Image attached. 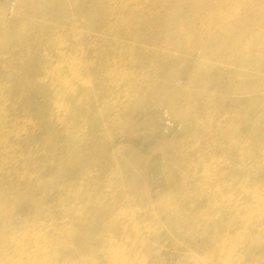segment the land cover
<instances>
[{
    "label": "rangeland",
    "instance_id": "obj_1",
    "mask_svg": "<svg viewBox=\"0 0 264 264\" xmlns=\"http://www.w3.org/2000/svg\"><path fill=\"white\" fill-rule=\"evenodd\" d=\"M122 2L86 0L73 13L81 17L70 29L65 0H0V82L10 87L11 95L0 115L5 113L7 121L19 116L26 127V131L6 130L7 148L15 149L0 169V264H18L19 259L22 264H264V0H236L222 20L216 17L213 45L210 36L197 31L202 13L196 11L216 10L207 0H174L166 11L144 4L139 13L134 9L142 0L124 6ZM30 10L36 19L30 20ZM44 15L58 17L49 20ZM182 26L195 35V48L190 51L180 49L186 35L175 37ZM63 28L67 42L69 32L81 33L77 45L84 47L86 69L94 76L93 88L82 90L90 117L84 129L76 126L70 138L64 135L66 126L49 117L45 89L32 84L18 87L30 78L31 58L38 61L44 50L53 48L41 41L30 49L27 44L35 35L49 36L51 30L57 34ZM167 37L178 43L165 49L159 44ZM117 44L125 46L123 62L132 68V78L116 95L105 88L104 71ZM152 61L158 63L157 70L150 66ZM255 71L263 73V79L255 80ZM242 73L248 78L241 79ZM182 96L187 98L184 102ZM250 157L253 162L248 163ZM247 177L254 183L245 185ZM171 203L175 207H169ZM216 203L224 205L223 212L214 211ZM184 210L202 211L204 221L199 222L205 227L193 225ZM248 220L252 243L246 251L241 244L229 246L227 233L234 234ZM207 236L213 238L208 242ZM226 249L229 253L239 249V256L234 258Z\"/></svg>",
    "mask_w": 264,
    "mask_h": 264
},
{
    "label": "bare ground",
    "instance_id": "obj_2",
    "mask_svg": "<svg viewBox=\"0 0 264 264\" xmlns=\"http://www.w3.org/2000/svg\"><path fill=\"white\" fill-rule=\"evenodd\" d=\"M66 1V8L64 9V12H65V17H66V19L69 21V22H71L72 23V25L71 24H68L67 23V27L68 28H70V29H73V26H75L76 25V23H77V21H78V17H81L80 15H78V13L77 14H73V13H76V12H78L79 10L77 9V7H79V5H81V4H85V2H86V0H84L83 2H82V0H65ZM113 1V0H112ZM122 1H124V2H122V5L124 6V4L123 3H125V4H128V3H130L131 2V0H122ZM132 1H134V0H132ZM143 2H139V4H140V7H136L135 9H134V11H136L137 13H139V12H141V10H142V8H143V5L144 4H151L150 6L151 7H153V8H155V10H159V11H166V10H168V9H170L171 7H172V5H173V3H174V0H153V2H151V1H149V0H142ZM137 2V1H136ZM207 2L210 4V5H212L213 6V9L215 8L216 10H211L210 12H206L205 10L206 9H204V10H197L196 11V13L198 14V13H202L201 14V16H199V17H201L202 18V23L200 24V22H199V25L198 26H200L199 27V29L197 30L198 32H204V33H206L207 34V36H208V38H209V36H210V39L208 40V42H209V44H211V45H213L214 44V42H215V40H216V38H215V33H214V30H213V27H215L214 26V20L216 19V17H220V19L222 20L223 19V15H225L227 12H229L230 11V9L232 8V7H234L235 6V2H236V0H207ZM133 6H134V3L132 4ZM136 6H138V5H136ZM132 7V6H131ZM119 8V7H118ZM123 8V7H122ZM218 8H219V11H218ZM112 10V9H111ZM128 10V9H127ZM154 10V11H155ZM206 14V16H204ZM115 15H117V13L115 14ZM45 16V19H49V20H52L53 18H56V17H58L57 15H44ZM143 16V15H142ZM113 17H114V14H113ZM29 18H30V20L31 19H36V14H35V11H29ZM123 18H126V17H123ZM121 22L123 21V20H120ZM119 21V22H120ZM128 21H130V19L128 20ZM183 21H185V18H184V20ZM136 22H138L137 20H136ZM123 23H124V21H123ZM122 23V24H123ZM119 24H121V23H119ZM125 24V23H124ZM123 24V25H124ZM129 24V23H128ZM184 24L186 25V23L184 22ZM133 26V25H132ZM192 26H194V25H192ZM197 26V25H196ZM124 27V26H123ZM126 27H129V26H127L126 25ZM125 27V28H126ZM65 28V27H64ZM62 29V30H60L57 34H55V31H52L51 30V33L49 34V36H47V35H44V36H42V34L41 35H35V38H34V41H33V43L32 44H27V48L28 49H30L31 48V46H34V43H36V42H38V41H41L42 42V45L45 47V46H47V44L49 43L50 45H52L51 47H53V48H51V49H49V51H46V50H44L43 51V53L40 55V58H39V60L37 61L36 59H33V58H31V60H30V64H32V68H30V70H28V72L29 73H31L30 74V78H28V79H26V80H23V81H21L20 83H19V85H18V87L20 88V89H22V88H24L25 86H30V85H28V84H32V86H34V88H37V90H40V89H45V92L47 93V97H46V100H48V104H49V111H50V113L48 114L49 115V117H51V119L53 120H55L54 122H56L57 124L58 123H61L62 125H64V126H66L65 127V137H67V138H70L71 136H73V131L74 130H76V126L77 127H79V130L80 129H84V126H85V122H86V120H87V118H88V116H89V109H87L88 107L86 106V102H87V97H86V94H85V91H82V90H87V89H92L93 88V86H94V83L91 81L93 78H94V76L92 75V74H90L88 71H87V69H86V67H87V63H88V61H87V58H86V56H85V49H84V47H82V46H80V45H77V41H78V39H79V35L81 34L78 30L76 31V29L72 32H69V35H70V42H67V40H66V38H65V36L64 35H66V37H67V34L68 33H66L65 32V29ZM193 28V27H192ZM110 29V28H109ZM123 30V29H122ZM110 31V30H109ZM188 31V28H186V26H182V27H180L179 28V30H175V37H177V38H180V37H182L183 35H186V37H184L183 38V41H181V47H180V49L181 48H184V50L185 51H190V50H192V48L194 49L195 48V39H192L195 35H191L189 32H187ZM196 32V31H195ZM201 34H203V33H201ZM248 34V33H247ZM260 34V33H259ZM174 35V34H173ZM173 35H170V36H172L173 37ZM223 35V34H222ZM221 35V36H222ZM221 36L219 37L220 39H221ZM64 40H63V39ZM246 38H248L247 36L243 39V41H245L246 40ZM174 39L173 38H169V37H167V39H165V41H163L164 43H162V42H160V44L159 45H161V46H163L165 49H168L171 45H176L178 42H177V40H175V41H173ZM210 40H214V41H212V42H210ZM127 41V40H126ZM115 42V41H114ZM130 42V41H129ZM70 43H73V45L72 44H70ZM93 43V42H92ZM119 43V42H118ZM120 43H122L121 41H120ZM151 43V45H154L155 44V42H150ZM92 45V44H91ZM115 45V44H114ZM118 45V44H117ZM129 45V44H128ZM130 45H131V43H130ZM40 46V45H39ZM108 46V45H107ZM145 46V45H144ZM107 48V47H106ZM145 48V47H144ZM109 49H110V47H109ZM131 49V48H130ZM146 49V48H145ZM161 49V48H160ZM124 51H125V46L124 45H118V48H117V50H113V53H112V57H109L108 59H109V61H107V63H106V67H105V76H106V89H108V92H111V94H113V93H115L116 95L117 94H120L121 93V88L123 87L122 85L123 84H125L128 80H130L131 78H132V68L131 69H129L127 66H128V61H127V66L126 65H124V62H123V60H124V56L122 55L123 53H124ZM52 52H54V55H56V57H55V59L53 58V55L51 56V53ZM95 52V51H94ZM128 52V55H129V52L130 51H127ZM94 54V53H93ZM131 54V53H130ZM105 56V55H104ZM105 57H107V56H105ZM132 57V55L130 56V58ZM89 60V59H88ZM92 59H90V61H91ZM104 60L106 61V59L104 58ZM134 60V59H133ZM90 61H89V63H90ZM131 61V60H130ZM33 62H34V64H33ZM133 63H134V61H133ZM151 63V62H150ZM91 64V63H90ZM154 66V68H155V70H157L158 69V67H159V65H158V63L156 62V64H155V61H152V63L150 64V66ZM152 66V67H153ZM242 69V68H241ZM246 69V68H245ZM244 71H246V70H244ZM28 72H26V73H28ZM25 73V74H26ZM262 75H263V73L261 74L260 72H258V71H255L254 73H253V76H254V78H255V80H261V79H263V77H262ZM241 76V79H247L248 78V76H243V73H242V75H240ZM41 85H43L44 87H42L41 88ZM130 87V86H129ZM7 84H3V83H1L0 82V113H1V111L6 107L5 106V103H6V101H9V100H11V95H10V87H8L7 89ZM4 89H6V92H4L3 93V90ZM127 89V88H126ZM82 91V92H81ZM123 91H125V90H123ZM131 92H134V90L133 91H131ZM125 93V92H124ZM135 93V92H134ZM125 95H126V93H125ZM131 95V94H130ZM130 95H129V97H130ZM109 96H111V95H109ZM127 96V95H126ZM114 97V96H113ZM115 97H117V96H115ZM128 97V98H129ZM183 97V98H182ZM181 97V101L182 102H184L187 98L186 97H184V96H182ZM127 98V97H126ZM131 98V97H130ZM189 98H191V96H188V99ZM116 99V98H115ZM121 99V98H120ZM123 99V98H122ZM131 99H133V102H134V97H132ZM113 100V99H112ZM111 103V102H110ZM117 103V102H116ZM119 104H120V102H119ZM177 103H175L174 105H176ZM116 108V107H115ZM114 108V109H115ZM5 112H6V108H5ZM80 112V113H79ZM116 112V111H115ZM12 113V112H11ZM22 114V113H21ZM51 114V115H50ZM116 115H117V113H115ZM232 114V113H231ZM15 116V115H14ZM23 116V115H22ZM114 116V115H113ZM113 116L111 117V118H113ZM90 117V116H89ZM115 117V116H114ZM198 117H200V115H198ZM7 119V115L4 113L3 114V116H1L0 115V140H1V144L2 145H0V159H5V161H0V169H3V167H4V165L6 164V159H7V157H12L13 158V154H14V147H12L11 148V150H8V146L9 145H7V141H6V138H7V136H8V134H6V130H8V132H11V131H13V132H17L16 131V129H18V130H20V131H26V127L25 126H23V124L21 125L20 123H19V121H20V117L18 116V118L16 119V120H13V121H7L6 120ZM201 120V119H200ZM88 121H89V119H88ZM19 123V124H18ZM215 124V123H214ZM227 126V125H226ZM16 128V129H15ZM105 130V129H104ZM203 131V130H202ZM14 136V135H13ZM16 136V135H15ZM203 137V136H202ZM205 137V136H204ZM3 138V139H2ZM211 140V139H210ZM209 140V141H210ZM231 140H234L233 139V137L231 138ZM242 140V138L241 139H237V141H241ZM205 141V140H204ZM197 143V142H196ZM196 143H194V144H196ZM244 144H245V142H244ZM220 145V144H219ZM208 146V145H207ZM206 146V147H207ZM210 148V147H209ZM208 147H207V149H209ZM117 150V149H116ZM206 152V151H205ZM13 153V154H12ZM206 154V153H205ZM208 154V153H207ZM212 154V153H211ZM210 154V155H211ZM203 155V154H202ZM217 156H218V154H217ZM199 157H201V156H199ZM207 157H208V155H207ZM211 157L213 158V156L211 155ZM210 157V158H211ZM216 157V156H215ZM238 157H240V156H238ZM217 158V157H216ZM221 158V157H220ZM264 158V157H263ZM253 158L252 157H250L249 158V160H248V163H251V162H253V160H252ZM197 160V159H196ZM218 160V159H217ZM220 160V159H219ZM112 161H113V159H112ZM210 161V160H209ZM226 161V160H225ZM263 161V160H262ZM218 162V161H217ZM222 163L224 162V161H221ZM241 162V161H240ZM208 163V162H207ZM115 164V163H114ZM113 164V165H114ZM201 164V163H200ZM213 164V163H212ZM218 164V163H217ZM197 164L195 163V166H196ZM203 165V164H202ZM206 165V164H205ZM224 165V164H223ZM166 166V165H165ZM195 166H194V168H195ZM212 166V165H211ZM221 166V165H220ZM229 166V165H228ZM109 168V167H108ZM166 168V167H165ZM168 168H166V170H167ZM203 169V168H202ZM205 169V168H204ZM210 170V169H209ZM208 170V171H209ZM215 170V169H214ZM180 172H181V170H180ZM203 172H205V171H203ZM203 172H201V174L203 173ZM222 172V171H221ZM195 173V172H194ZM206 173H207V169H206ZM205 173V174H206ZM210 173V172H209ZM212 173H214V171H212ZM34 174V173H33ZM32 175V174H31ZM207 175H208V173H207ZM214 175V174H213ZM212 175V176H213ZM182 176V175H181ZM199 176V175H198ZM204 176V175H203ZM10 177V176H9ZM180 177V176H179ZM206 177V175L204 176V178ZM210 177H211V174L209 175V179H210ZM21 178V177H20ZM173 179H174V177H172ZM191 178V177H190ZM203 178V177H202ZM214 178H215V176H214ZM213 177H211V179L210 180H213L214 179ZM236 178V176L234 177V179ZM240 178V177H239ZM172 179V180H173ZM186 179V178H185ZM208 179V178H207ZM252 178H250V177H247L246 178V180H245V185L247 184V185H251L252 183H254V181H252L251 180ZM167 181H168V179H166ZM171 180V181H172ZM203 180V179H202ZM231 180V179H230ZM166 181V182H167ZM169 181H170V179H169ZM191 181V180H190ZM192 181H195V180H192ZM198 181V180H197ZM199 181H200V179H199ZM220 181V180H219ZM232 181V180H231ZM252 181V182H251ZM189 182V181H188ZM214 182V181H213ZM216 182H217V180H216ZM215 182V183H216ZM241 182V181H240ZM247 182V183H246ZM173 183V182H172ZM191 183V182H190ZM204 183V181L202 182V184ZM206 183H210V181L208 182H206ZM228 183H229V181H228ZM249 183V184H248ZM110 184V183H109ZM192 184H194V183H192ZM173 185H175V184H173ZM186 185H188V183L186 184ZM197 185V184H196ZM211 184H209V186H210ZM217 185V184H216ZM185 186V185H184ZM199 185H197V187H198ZM202 186V185H201ZM208 186V187H209ZM263 186H264V184H263ZM191 187H193L192 185L190 186V188ZM203 187V186H202ZM205 187H206V185H205ZM216 187V186H215ZM255 187V186H254ZM185 188H188V187H185ZM247 188V187H246ZM206 188H204V190H205ZM217 189H219V188H217ZM240 189H242V188H240ZM193 190V189H192ZM201 190V189H200ZM199 190V191H200ZM203 190V191H204ZM207 190H208V188H207ZM211 190V192H212V188L210 189ZM243 190H244V186H243ZM254 190V189H253ZM195 191H197V193H198V190H195ZM245 191V190H244ZM85 192V191H84ZM83 192V193H84ZM189 192V191H188ZM77 193H78V191H77ZM89 193V192H88ZM197 193H195V194H197ZM205 193V192H204ZM125 194V193H124ZM168 194V193H167ZM173 194V193H172ZM171 194V195H172ZM185 194H187L188 195V193L186 192ZM185 194H183L184 196H185ZM191 194L192 193H190V196H191ZM203 194V193H202ZM206 194V193H205ZM205 194H204V196H205ZM126 195V194H125ZM170 195V193H169V196L170 197H172ZM181 195V194H180ZM198 195V194H197ZM207 195V194H206ZM259 195V194H258ZM74 196H76L75 194H74ZM193 196V195H192ZM214 196V195H213ZM212 196V197H213ZM230 196H232L231 194H230ZM239 196V195H238ZM252 196V195H251ZM263 196V195H262ZM60 197H62V196H60ZM125 197V196H124ZM182 197V196H181ZM186 197V196H185ZM196 197H198V196H196ZM201 197V196H200ZM202 197H203V195H202ZM211 197V200L210 201H212V199H214V198H212ZM255 197V196H254ZM67 198H68V196H67ZM102 198V197H101ZM113 198V197H112ZM187 198H189V197H187ZM204 198H206V197H204ZM257 198V197H256ZM261 198V197H260ZM263 198V197H262ZM262 198H261V201H262ZM167 199H168V196H167ZM173 199V198H172ZM191 199V198H190ZM193 197H192V203L194 202L193 201ZM198 199H199V197H198ZM222 199V198H221ZM100 200V199H99ZM115 200V199H114ZM113 200V201H114ZM206 200V199H205ZM209 200V199H208ZM207 200V201H208ZM215 200V199H214ZM59 201V200H58ZM63 201V200H62ZM69 201V200H68ZM80 201V200H79ZM102 201V200H101ZM100 201V202H101ZM120 201V200H119ZM167 201V200H166ZM165 201V202H166ZM206 201V202H207ZM209 201V202H210ZM221 201V200H220ZM226 201H228V200H226ZM256 201V200H255ZM65 202V205H66V201H64ZM187 202H189V201H187ZM197 202H199V201H197ZM217 202H218V200H217ZM68 203V202H67ZM151 202L149 201V204H150ZM167 203V202H166ZM190 203H191V200H190ZM191 203V204H192ZM224 203V202H223ZM236 203V202H235ZM255 203H257V202H254L253 204H255ZM174 204V203H173ZM185 204V203H184ZM211 204V203H210ZM213 204V203H212ZM227 204V203H226ZM73 205V204H72ZM146 205V204H145ZM172 205V203L171 204H169V207ZM186 205H187V203H186ZM201 205V207H202V204H200ZM217 205V206H216ZM251 205V204H250ZM256 205V204H255ZM58 206H60L59 205V203H58ZM128 206V205H127ZM137 206V205H136ZM168 205H166V207H167ZM183 206V205H182ZM188 206H191V207H193L194 208V206L193 205H188ZM212 206V205H211ZM210 206V207H211ZM215 208H214V211H215V209L217 210V208L219 209V210H221V212H223V210H224V205L221 203V204H215ZM239 206V205H238ZM257 206V205H256ZM120 207V206H119ZM138 207V206H137ZM144 207V206H143ZM151 207V206H150ZM168 207V208H169ZM173 207H175V206H173L172 205V208ZM186 206H183V208H185ZM200 207V208H201ZM209 207V208H210ZM130 208V207H129ZM222 208V209H221ZM259 208V207H258ZM60 209H62L63 211L64 210H66V206H64L63 205V202L61 203V206H60ZM119 209H121V208H119ZM135 209H136V207H135ZM199 209V208H198ZM203 209V208H202ZM201 209V210H202ZM226 209V208H225ZM80 210V209H79ZM124 210V209H123ZM130 210V209H129ZM168 210V209H167ZM169 210H171V208H169ZM179 211L178 212H180V211H182V209H178ZM204 210H206V206H205V208H204ZM208 210V209H207ZM206 210V211H207ZM227 210V209H226ZM228 210H231L230 209V207L228 208ZM245 210V209H244ZM248 210V209H247ZM1 211V210H0ZM126 211H127V209H126ZM138 211H140V209H138ZM173 211V210H172ZM198 211V210H197ZM203 211V210H202ZM201 211V212H202ZM211 211V210H210ZM87 212V211H86ZM165 212V211H164ZM170 212V211H169ZM168 212V213H169ZM174 212V211H173ZM173 212H171V213H173ZM201 212H197V213H195L194 212V210H192L191 211V213L189 212V211H187V210H184L182 213L183 214H189V219H191V222L193 221L194 222V224L193 225H197L196 227H199L198 225H200V226H203V225H201L200 224V222L199 221H201L202 220V218H201V216H202V213ZM220 212V211H219ZM261 212V211H260ZM81 213V212H80ZM125 213V212H124ZM123 213V214H124ZM143 213V212H142ZM165 213H167V212H165ZM176 213V212H175ZM218 213V212H217ZM229 213V212H228ZM74 214V213H73ZM129 214V213H128ZM138 214V213H137ZM144 214V213H143ZM183 214H181V215H183ZM203 214H204V211H203ZM208 214V213H207ZM209 214H211V213H209ZM221 214V213H220ZM227 214V213H226ZM248 214V213H247ZM250 214V213H249ZM126 215V214H125ZM134 215V214H133ZM142 215V214H141ZM178 215H180L179 213H178ZM212 216H214L213 218H215V215H213V214H211ZM224 215V214H223ZM126 216H128V215H126ZM154 216V215H153ZM219 216V214L217 215L216 214V218ZM250 216V215H249ZM121 217V216H120ZM123 217H125V216H123L122 215V217H121V219H123ZM134 217V216H133ZM136 217V216H135ZM137 217H139V216H137ZM155 217V216H154ZM187 217H188V215H187ZM211 217V216H210ZM258 217V216H257ZM256 217V218H257ZM260 217V216H259ZM67 218V217H66ZM79 218V217H78ZM77 218V219H78ZM118 218V217H117ZM117 218H115V220L117 219ZM145 218H146V216H145ZM147 218H149L148 216H147ZM146 218V219H147ZM167 218V217H166ZM183 218V217H182ZM182 218H181V220H182ZM213 218H211V220L213 219ZM81 219V218H80ZM79 219V220H80ZM128 219V218H127ZM145 219V220H146ZM151 219H154L153 217L151 218ZM209 220H210V218H208ZM220 219H221V217H220ZM125 220H126V218H125ZM156 220V217H155V219H154V221ZM157 220H158V218H157ZM168 220V219H167ZM218 220H219V218H218ZM34 221V220H33ZM43 221V220H42ZM41 221V222H42ZM64 221V220H63ZM84 221V220H83ZM129 221V220H128ZM136 222H137V219L135 220ZM185 221V220H184ZM186 221H188V220H186ZM202 221H204V219L202 220ZM206 221H208V220H206ZM243 221V220H242ZM38 222V221H37ZM48 222H50V220L48 221ZM81 222V221H80ZM135 222V223H136ZM139 222V221H138ZM143 222V221H142ZM142 222H139V223H142ZM172 222V221H171ZM198 222H199V224H198ZM213 222H216V220H214V221H212L211 223H213ZM224 222V221H223ZM39 223H40V221H39ZM182 223H184V222H182ZM202 223V222H201ZM224 223H226V222H224ZM243 223H244V221H243ZM36 224V223H35ZM41 224V223H40ZM145 224V223H144ZM143 224V225H144ZM187 224V223H186ZM249 224H251L250 223V220H248V222L246 221L245 222V224L240 228V229H237L235 232H234V234L233 233H227L226 232V230L224 229V234L225 233H227L228 234V236H226V238H227V240L228 239H230V240H228L227 242L228 243H230V245L229 246H233V247H237L236 246V243H237V245L239 246L240 244L242 245V247L244 248V250L246 251V246H247V244L248 243H252L251 242V234L252 233H250V231H249V229H247V226L249 225ZM34 225V224H33ZM38 225V224H37ZM43 225V224H42ZM63 225V224H62ZM64 225H65V223H64ZM71 225V224H70ZM150 225V224H149ZM206 225V224H205ZM218 225V224H217ZM71 226H73V225H71ZM147 226V225H146ZM155 226V225H154ZM168 226V225H167ZM219 226V225H218ZM226 226V225H225ZM41 227V226H40ZM203 227H205V226H203ZM220 227V226H219ZM222 227V226H221ZM261 227H263V226H261ZM48 228V227H47ZM68 228V227H67ZM73 228V227H72ZM142 228V227H141ZM147 228V227H146ZM165 228V227H164ZM181 228V227H180ZM225 228V227H224ZM250 228V227H249ZM137 229V228H136ZM139 229H140V227H139ZM145 229V228H144ZM155 229V228H154ZM255 229H256V227H255ZM39 230H40V228H39ZM46 230V229H45ZM72 231H73V229H71ZM156 230V229H155ZM154 230V231H155ZM194 231H196V230H199V229H193ZM202 230V229H201ZM222 230V229H221ZM20 231V230H19ZM44 231V230H43ZM62 231V230H61ZM71 231V232H72ZM121 231V230H120ZM125 231H127V230H125ZM132 231V230H131ZM137 231H138V229H137ZM144 231V230H143ZM153 231V232H154ZM257 231V230H256ZM58 232H60L59 230H58ZM70 232V233H71ZM122 232V231H121ZM156 232V231H155ZM187 232H188V230H187ZM222 232V231H221ZM222 232V233H223ZM52 234H53V229H52V232H51ZM107 233V232H106ZM110 233V232H109ZM193 233V232H192ZM220 233V232H219ZM218 233V234H219ZM42 234H43V232H42ZM51 234V235H52ZM59 234V233H58ZM64 234H65V232H64ZM68 235H69V233H67ZM128 234V233H127ZM133 234V233H132ZM131 234V235H132ZM146 234V233H145ZM150 234V233H149ZM184 234V233H183ZM185 234H186V232H185ZM211 234V233H210ZM216 234V233H215ZM217 234V235H218ZM12 235V234H11ZM46 235V234H45ZM50 235V234H49ZM55 235V234H54ZM61 235V234H60ZM124 235V234H123ZM212 235V234H211ZM220 235V234H219ZM219 235H218V238H219ZM13 236V235H12ZM17 236V235H16ZM41 236V235H40ZM48 236V235H47ZM126 236V235H125ZM181 236V235H180ZM11 237V236H10ZM20 237V236H19ZM31 237V236H30ZM111 237H113V235H112V233H111ZM110 237V238H111ZM124 237V236H123ZM131 237H133V236H131ZM208 237V236H207ZM212 237V236H211ZM225 237V236H224ZM223 237V242H224V238ZM237 237L238 238H241V243H238V241H237ZM16 238V237H15ZM63 238V237H62ZM104 238H105V236H104ZM113 238H115V237H113ZM119 238V237H118ZM142 238V237H141ZM184 238H186V237H184ZM188 238V237H187ZM213 238V237H212ZM212 238H209L208 237V239H206V240H208V242H209V239H212ZM10 239V238H9ZM27 239V238H26ZM39 239V238H38ZM42 239V238H41ZM139 239H140V237H139ZM144 239H145V237H144ZM222 239V238H221ZM30 240V239H29ZM32 240V239H31ZM36 240V239H35ZM106 240V239H105ZM131 240V239H130ZM136 240H137V238H136ZM12 241H13V239H12ZM40 241V240H39ZM63 241H64V239H63ZM114 241H115V239H114ZM113 241V242H114ZM118 241V240H117ZM125 241H127V240H125ZM145 241V240H144ZM177 241H179V240H177ZM220 241V240H219ZM104 242V241H103ZM102 242V243H103ZM106 242V241H105ZM119 242H121V241H118V243ZM127 242H129V241H127ZM136 242H138V241H136ZM173 242V241H172ZM211 242V241H210ZM13 243H14V241H13ZM29 243V242H28ZM64 243V242H63ZM107 243V242H106ZM109 243H110V241H109ZM140 243V242H139ZM213 243V242H212ZM216 243V242H215ZM262 243V242H261ZM41 244V243H40ZM66 244V243H65ZM116 244V243H115ZM115 244H113V247L115 246ZM123 244V243H122ZM202 244H204V243H202ZM207 244V243H206ZM63 245V244H62ZM69 245V244H68ZM112 245V244H111ZM209 245V244H208ZM216 245H217V243H216ZM221 245V244H220ZM240 245V246H241ZM18 246V245H17ZM42 246V245H41ZM47 246V245H46ZM61 246V245H60ZM105 246H107V245H105ZM116 246H119V244H117ZM121 246V245H120ZM126 246H128V245H126ZM125 246V247H126ZM204 246H206V245H204ZM226 246V245H225ZM16 247V246H15ZM14 247V248H15ZM31 247V246H30ZM33 247V246H32ZM40 247V246H39ZM59 247V246H58ZM101 247V246H100ZM99 247V248H100ZM133 247V246H132ZM210 247H211V245H210ZM223 247V246H222ZM227 247V246H226ZM13 248V247H12ZM22 248V247H21ZM91 247H89V249H90ZM94 248V247H93ZM102 248H103V246H102ZM130 248V247H129ZM128 248V249H129ZM137 248V247H136ZM217 248V247H216ZM220 248H221V246H220ZM230 248V247H229ZM23 249V248H22ZM50 249H51V247H50ZM49 249V250H50ZM140 249V248H139ZM197 249V248H196ZM206 249V248H205ZM211 250H212V247L210 248ZM223 249V248H222ZM225 249V248H224ZM223 249V250H224ZM227 249H228V247H227ZM227 249H226V251H227ZM48 250V249H47ZM46 250V251H47ZM52 250V249H51ZM51 250H50V253H51ZM100 250V249H99ZM103 250V249H102ZM102 250H101V252H102ZM127 250V249H126ZM130 250V249H129ZM208 250V249H207ZM217 250H219V249H217ZM221 250V249H220ZM235 250H237V253L235 252ZM235 250H233L232 251V253H229L228 251H227V253L230 255H233V257L235 258V257H238L239 255H238V252H239V249H235ZM1 251V250H0ZM27 251H28V249H27ZM31 251V250H30ZM33 251H35V250H33ZM58 251V250H57ZM89 251V250H88ZM139 251V250H138ZM202 251H203V253H204V249H202ZM225 251V250H224ZM223 251V252H224ZM15 252V251H14ZM39 251H37V253H38ZM60 252V251H59ZM104 252V251H103ZM128 252V251H127ZM135 252H136V250H135ZM147 252V251H146ZM145 252V253H146ZM215 252H216V249H215ZM30 253V252H29ZM105 253V252H104ZM123 253H125V252H123ZM134 253V252H133ZM132 253V254H133ZM141 253H142V251H141ZM197 253V252H196ZM207 253H209V252H207ZM213 253V252H212ZM218 253V252H217ZM226 253V254H227ZM39 255H43V254H40V253H38ZM102 254V253H101ZM131 254V255H132ZM200 254V253H199ZM213 254H215V253H213ZM8 255H10V254H8ZM7 255V256H8ZM21 255V254H20ZM90 255V254H89ZM137 255H139V254H137ZM141 255V254H140ZM196 255H198V254H196ZM218 255V254H217ZM217 255H216V257H217ZM238 255V256H237ZM11 256V255H10ZM16 256V255H15ZM189 256V255H188ZM191 256V255H190ZM195 256V255H194ZM201 256V255H200ZM215 256V255H214ZM12 257V256H11ZM23 257V256H22ZM25 257V256H24ZM90 257H91V255H90ZM192 257V256H191ZM215 257V258H216ZM223 257H224V255H223ZM5 258H7V257H4V260H5ZM58 258V257H57ZM102 258H104V257H102ZM131 258V257H130ZM129 258V259H130ZM193 258V257H192ZM198 258V257H197ZM196 258V259H197ZM77 259V258H76ZM86 258H84V260H85ZM203 259V258H202ZM210 259H212V258H210ZM217 259H219V258H217ZM221 259V258H220ZM237 259V258H236ZM48 260V259H47ZM52 260H53V258H52ZM83 260V261H84ZM216 260V259H215ZM222 260V259H221ZM221 260H219V261H221ZM229 260V259H228ZM10 261H12L11 260V258H10ZM85 261H87V260H85ZM102 261V260H101ZM133 261H134V259H133ZM190 261H192V260H190ZM206 261V260H205ZM218 261V260H217ZM224 261V260H223ZM225 261H227V259L225 260ZM225 261H224V263H225ZM4 262H7L6 260L4 261ZM9 262V261H8ZM18 264H22V261L19 259V260H17L16 261ZM68 262V261H67ZM70 262H72V261H70ZM81 262V261H80ZM100 262V261H99ZM116 262H117V260H116ZM131 262V261H130ZM137 262V261H136ZM202 263V261H199V263ZM204 262V261H203ZM213 262H214V260H213ZM41 263V262H40ZM61 263V262H60ZM64 262L62 261V264H63ZM73 263V262H72ZM71 263V264H72ZM97 263H98V259H97ZM106 264H107V261L105 262ZM109 263V262H108ZM125 263V262H124ZM138 263V262H137ZM189 263V262H188ZM193 263V262H192ZM192 263H190V264H192ZM196 263V262H195ZM227 263V262H226ZM24 264V263H23ZM51 264V263H50ZM57 264V263H56ZM59 264V263H58ZM76 264V263H75ZM81 264V263H80ZM117 264V263H116ZM132 264H133V262H132ZM213 264V263H212ZM220 264H222V263H220ZM228 264V263H227ZM235 264V263H234ZM238 264V263H237Z\"/></svg>",
    "mask_w": 264,
    "mask_h": 264
}]
</instances>
